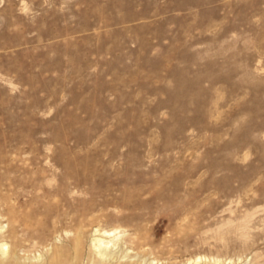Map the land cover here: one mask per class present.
<instances>
[{"label": "rangeland", "instance_id": "obj_1", "mask_svg": "<svg viewBox=\"0 0 264 264\" xmlns=\"http://www.w3.org/2000/svg\"><path fill=\"white\" fill-rule=\"evenodd\" d=\"M2 244L264 264V0H0Z\"/></svg>", "mask_w": 264, "mask_h": 264}, {"label": "bare ground", "instance_id": "obj_2", "mask_svg": "<svg viewBox=\"0 0 264 264\" xmlns=\"http://www.w3.org/2000/svg\"><path fill=\"white\" fill-rule=\"evenodd\" d=\"M93 243H94V245H97L98 247H101V246H103L105 243H106V241L105 240H103V239H98V240H94L93 241ZM107 246H109V245H107ZM106 247V246H105ZM8 251H9V249H8V245L7 244H2V245H0V256H3V257H5L7 254H8ZM104 252L105 251H100L99 252V254L100 255H104ZM113 253H115L116 254V252H113ZM117 255V254H116ZM112 256V255H111ZM114 257H115V255H114ZM117 257V256H116ZM43 258V257H42ZM41 258V259H42ZM113 258V257H112ZM115 259V258H114Z\"/></svg>", "mask_w": 264, "mask_h": 264}]
</instances>
